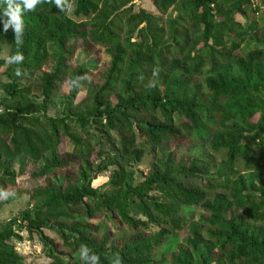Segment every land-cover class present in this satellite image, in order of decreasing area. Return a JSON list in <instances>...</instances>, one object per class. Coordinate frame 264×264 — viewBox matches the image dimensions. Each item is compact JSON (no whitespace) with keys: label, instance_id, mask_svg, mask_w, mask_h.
<instances>
[{"label":"trees","instance_id":"16d2710c","mask_svg":"<svg viewBox=\"0 0 264 264\" xmlns=\"http://www.w3.org/2000/svg\"><path fill=\"white\" fill-rule=\"evenodd\" d=\"M133 1L40 0L19 46L0 23V195L43 180L19 225L49 264H264V0Z\"/></svg>","mask_w":264,"mask_h":264},{"label":"rangeland","instance_id":"374dc122","mask_svg":"<svg viewBox=\"0 0 264 264\" xmlns=\"http://www.w3.org/2000/svg\"><path fill=\"white\" fill-rule=\"evenodd\" d=\"M263 7V6H262ZM140 10L146 12L149 15H152L156 18H160L161 14L156 10L153 3L150 0H134L132 3V11L134 14L138 13ZM170 16H175L176 10L169 11ZM69 17H73V6L70 7ZM167 18H164L166 20ZM235 19L237 22L241 24H246V18H243L240 15H236ZM168 21V20H166ZM96 57L100 61L101 65L107 64L109 57L103 53L102 50L95 48L93 50ZM9 50L7 47H2V52L0 54V60H8ZM82 57H79L80 62H82ZM93 77V76H92ZM6 82V78L4 76V67L0 68V100L4 96V91L2 89L3 84ZM62 94H67L69 88L67 85H63L61 88ZM84 98V93H80L76 98V103L81 101ZM49 115L54 116L55 111L49 110ZM61 152L65 151V146L61 147ZM145 170V167H142ZM69 169V168H68ZM15 172H18V164L14 166ZM32 167L29 166L23 175H19L17 178V183L15 186H9L2 192L0 195V228L11 223H15L13 225L14 231L19 232L20 236H22L23 240L21 242H15V249L18 254L23 257V264H49L50 261L44 255L41 243L38 237L34 236L33 240H29L26 232L21 231L22 225H19V214L26 211L27 209H31L29 206V195L31 192L38 187L43 186V180L36 182L32 179L30 174L32 173ZM67 171V170H63ZM146 172V171H145ZM63 173V172H57ZM108 178L106 176H100L95 181L92 182V186L94 188H98L107 183ZM18 219V222H16ZM95 220L94 222H96ZM47 235H50L47 231H45Z\"/></svg>","mask_w":264,"mask_h":264},{"label":"clouds","instance_id":"9594fccd","mask_svg":"<svg viewBox=\"0 0 264 264\" xmlns=\"http://www.w3.org/2000/svg\"><path fill=\"white\" fill-rule=\"evenodd\" d=\"M40 0H4L5 6L0 9V23L3 25V31H7L11 27L15 33V42L17 45L23 43L22 36L24 33L25 22L23 14L36 8ZM57 7L61 6V0H56ZM22 53H17L9 58V63L20 64L23 62ZM89 251L86 247H82V254ZM93 264H99V257L93 254L91 257Z\"/></svg>","mask_w":264,"mask_h":264}]
</instances>
